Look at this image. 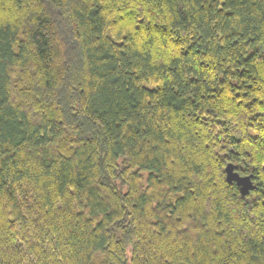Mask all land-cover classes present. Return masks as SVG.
Instances as JSON below:
<instances>
[{
    "label": "trees",
    "instance_id": "trees-1",
    "mask_svg": "<svg viewBox=\"0 0 264 264\" xmlns=\"http://www.w3.org/2000/svg\"><path fill=\"white\" fill-rule=\"evenodd\" d=\"M0 264H264V0H0Z\"/></svg>",
    "mask_w": 264,
    "mask_h": 264
},
{
    "label": "water",
    "instance_id": "water-1",
    "mask_svg": "<svg viewBox=\"0 0 264 264\" xmlns=\"http://www.w3.org/2000/svg\"><path fill=\"white\" fill-rule=\"evenodd\" d=\"M225 175L228 183L235 182V184L239 188V192L242 195L247 194L251 189H253V185L250 181V178L239 176V174L234 171L232 165H227L225 167Z\"/></svg>",
    "mask_w": 264,
    "mask_h": 264
}]
</instances>
